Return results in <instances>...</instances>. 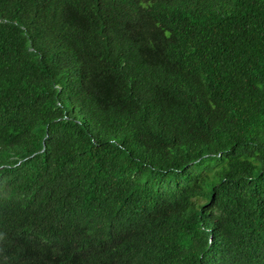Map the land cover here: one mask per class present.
I'll list each match as a JSON object with an SVG mask.
<instances>
[{
    "label": "trees",
    "instance_id": "obj_1",
    "mask_svg": "<svg viewBox=\"0 0 264 264\" xmlns=\"http://www.w3.org/2000/svg\"><path fill=\"white\" fill-rule=\"evenodd\" d=\"M1 243L264 264V0H0Z\"/></svg>",
    "mask_w": 264,
    "mask_h": 264
},
{
    "label": "clouds",
    "instance_id": "obj_2",
    "mask_svg": "<svg viewBox=\"0 0 264 264\" xmlns=\"http://www.w3.org/2000/svg\"><path fill=\"white\" fill-rule=\"evenodd\" d=\"M0 264H12L4 258V245L0 244Z\"/></svg>",
    "mask_w": 264,
    "mask_h": 264
}]
</instances>
